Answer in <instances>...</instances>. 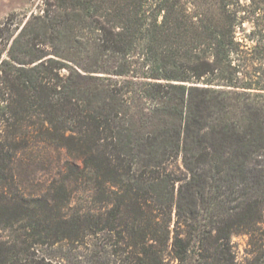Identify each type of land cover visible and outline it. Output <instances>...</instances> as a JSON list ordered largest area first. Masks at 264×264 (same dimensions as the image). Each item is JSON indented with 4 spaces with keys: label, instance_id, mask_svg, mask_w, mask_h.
<instances>
[{
    "label": "trees",
    "instance_id": "16d2710c",
    "mask_svg": "<svg viewBox=\"0 0 264 264\" xmlns=\"http://www.w3.org/2000/svg\"><path fill=\"white\" fill-rule=\"evenodd\" d=\"M242 1L45 0L0 36V264H236L264 214Z\"/></svg>",
    "mask_w": 264,
    "mask_h": 264
},
{
    "label": "rangeland",
    "instance_id": "374dc122",
    "mask_svg": "<svg viewBox=\"0 0 264 264\" xmlns=\"http://www.w3.org/2000/svg\"><path fill=\"white\" fill-rule=\"evenodd\" d=\"M45 0H0V36L6 37L14 34L20 24L25 22L31 14L38 15L44 9ZM242 1L246 6L245 17L249 20L243 25V29L238 31L239 38L254 37L259 31L264 29V0ZM259 14L260 16L256 15ZM244 14V13H243ZM255 29V34L252 30ZM264 36V32H263ZM260 54L256 53L248 56L246 64L251 71L253 68L264 71V63ZM254 62V64L252 63ZM39 165L32 166L29 170H21V183L26 187L31 186L35 177L40 172ZM231 243L235 253L236 264H264V214L262 222L257 225L251 233L240 232L231 236Z\"/></svg>",
    "mask_w": 264,
    "mask_h": 264
}]
</instances>
